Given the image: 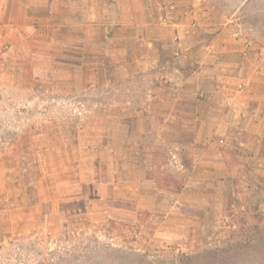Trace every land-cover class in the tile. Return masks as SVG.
Here are the masks:
<instances>
[{
    "label": "rangeland",
    "instance_id": "obj_1",
    "mask_svg": "<svg viewBox=\"0 0 264 264\" xmlns=\"http://www.w3.org/2000/svg\"><path fill=\"white\" fill-rule=\"evenodd\" d=\"M62 2L0 39V264H264V0Z\"/></svg>",
    "mask_w": 264,
    "mask_h": 264
},
{
    "label": "crops",
    "instance_id": "obj_2",
    "mask_svg": "<svg viewBox=\"0 0 264 264\" xmlns=\"http://www.w3.org/2000/svg\"><path fill=\"white\" fill-rule=\"evenodd\" d=\"M62 1L0 0V39L5 41L8 37H14L18 40H27L30 35L22 31L37 29L36 24L41 23L43 18L46 23H50L49 26H52L54 14L59 5L63 3ZM41 13H44V17L37 18V15Z\"/></svg>",
    "mask_w": 264,
    "mask_h": 264
},
{
    "label": "trees",
    "instance_id": "obj_3",
    "mask_svg": "<svg viewBox=\"0 0 264 264\" xmlns=\"http://www.w3.org/2000/svg\"><path fill=\"white\" fill-rule=\"evenodd\" d=\"M232 248H229L227 250L224 251H212V252H208L205 255H203L202 257H198L196 258V260L198 261L199 264H227V259L225 257H223V255H225V253H229L232 252Z\"/></svg>",
    "mask_w": 264,
    "mask_h": 264
}]
</instances>
